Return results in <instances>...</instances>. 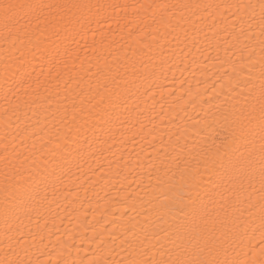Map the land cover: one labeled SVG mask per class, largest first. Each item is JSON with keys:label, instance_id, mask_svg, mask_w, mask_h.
Returning a JSON list of instances; mask_svg holds the SVG:
<instances>
[{"label": "snow or ice", "instance_id": "6c2138e0", "mask_svg": "<svg viewBox=\"0 0 264 264\" xmlns=\"http://www.w3.org/2000/svg\"><path fill=\"white\" fill-rule=\"evenodd\" d=\"M0 264H264V0H0Z\"/></svg>", "mask_w": 264, "mask_h": 264}, {"label": "bare ground", "instance_id": "6f19581e", "mask_svg": "<svg viewBox=\"0 0 264 264\" xmlns=\"http://www.w3.org/2000/svg\"><path fill=\"white\" fill-rule=\"evenodd\" d=\"M176 78L179 79L180 78V73L179 71L176 72ZM169 79H171V76L169 77ZM178 86V85H177Z\"/></svg>", "mask_w": 264, "mask_h": 264}]
</instances>
